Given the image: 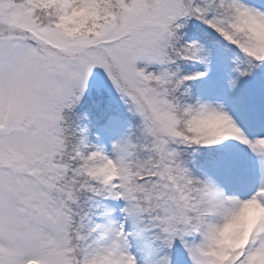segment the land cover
I'll list each match as a JSON object with an SVG mask.
<instances>
[{
    "label": "snow or ice",
    "instance_id": "obj_1",
    "mask_svg": "<svg viewBox=\"0 0 264 264\" xmlns=\"http://www.w3.org/2000/svg\"><path fill=\"white\" fill-rule=\"evenodd\" d=\"M0 264H264V0H0Z\"/></svg>",
    "mask_w": 264,
    "mask_h": 264
}]
</instances>
